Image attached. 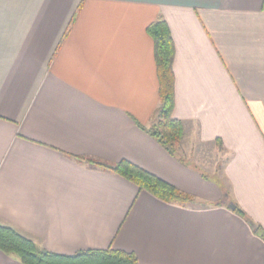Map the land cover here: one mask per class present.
<instances>
[{
  "label": "crops",
  "instance_id": "0c3cea01",
  "mask_svg": "<svg viewBox=\"0 0 264 264\" xmlns=\"http://www.w3.org/2000/svg\"><path fill=\"white\" fill-rule=\"evenodd\" d=\"M159 17L183 161L146 131L159 104L146 27ZM87 159L128 160L193 202ZM0 224L66 255L264 264V0H0ZM0 264L22 263L0 251Z\"/></svg>",
  "mask_w": 264,
  "mask_h": 264
},
{
  "label": "trees",
  "instance_id": "16d2710c",
  "mask_svg": "<svg viewBox=\"0 0 264 264\" xmlns=\"http://www.w3.org/2000/svg\"><path fill=\"white\" fill-rule=\"evenodd\" d=\"M146 32L153 40L159 97V104L152 113L151 122L146 131L170 155L177 156L180 161H183V158L177 154L183 135L182 123L172 114L174 108L172 37L166 21L161 17L152 21L146 27ZM86 162L120 175L136 185L139 190H145L161 201L178 204L193 202L191 196L128 160H121L115 164H106L93 159H87ZM201 175L205 177L204 174L201 173ZM234 211L250 222L237 206ZM254 228L264 240V232L256 225ZM0 251L14 256L22 264H140L134 252L112 247L80 250L71 255L52 252L40 248L29 237L3 224H0Z\"/></svg>",
  "mask_w": 264,
  "mask_h": 264
},
{
  "label": "water",
  "instance_id": "95a60500",
  "mask_svg": "<svg viewBox=\"0 0 264 264\" xmlns=\"http://www.w3.org/2000/svg\"><path fill=\"white\" fill-rule=\"evenodd\" d=\"M227 206H228V208H230V209H234V208H235V205L232 204V203L228 204ZM250 223H251V222H250Z\"/></svg>",
  "mask_w": 264,
  "mask_h": 264
},
{
  "label": "rangeland",
  "instance_id": "374dc122",
  "mask_svg": "<svg viewBox=\"0 0 264 264\" xmlns=\"http://www.w3.org/2000/svg\"><path fill=\"white\" fill-rule=\"evenodd\" d=\"M220 163H221V160H220ZM212 172H210V175H211ZM213 175V174H212Z\"/></svg>",
  "mask_w": 264,
  "mask_h": 264
}]
</instances>
